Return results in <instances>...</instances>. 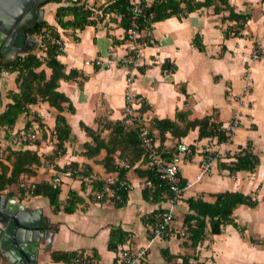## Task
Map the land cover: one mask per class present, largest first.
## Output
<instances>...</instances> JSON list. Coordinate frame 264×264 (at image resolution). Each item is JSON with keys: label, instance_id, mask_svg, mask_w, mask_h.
Here are the masks:
<instances>
[{"label": "crops", "instance_id": "0c3cea01", "mask_svg": "<svg viewBox=\"0 0 264 264\" xmlns=\"http://www.w3.org/2000/svg\"><path fill=\"white\" fill-rule=\"evenodd\" d=\"M148 1L151 3L153 0ZM88 2L95 10L94 16H102L99 7L106 5L107 0ZM229 3L237 13L250 15L242 36L227 34L228 26L235 24L234 21H222L223 15L226 16L228 12L215 14L213 7L201 8L182 20L172 16L153 23L152 29H142L137 40L141 50V58L137 64L127 60L128 42L124 39L125 30L119 20L111 21L106 15L104 19L97 20L95 25H87L83 29H63L55 19V12L60 4L46 3L40 7L44 11L42 20L57 29L63 42L64 53L58 59L65 65L66 73L74 69L79 76L60 80L57 88V91L68 98V102L61 103V114L71 130L70 137L65 142V153L50 160L48 157L55 147L48 145L45 138L40 139L27 149L36 151L41 164L32 167L33 174H22L18 183L0 191V195L28 210L32 218L53 231L50 249L44 248L42 240L38 264H63L52 260L53 252H81L89 256L95 252V259L99 264H118L117 252L120 249L135 250L149 242L148 253L139 264H181L182 258L178 256L170 261L166 260L161 253L163 249H168L172 255H189L190 262L194 264H264V245L250 241V238L264 239V232L259 233L264 226L258 227L256 224L252 227L248 215L259 211L260 202L264 203L258 197V194L264 196V136L260 134L256 122L258 112L264 115V0H229ZM67 4L69 1L64 2V5ZM45 8L51 9L49 17L45 15ZM196 34H199L204 46L202 51L193 44ZM256 43L263 49L262 56L252 60L251 52ZM27 52H32L39 58L45 57V53L37 47L29 48ZM95 58L109 59L111 63H104L102 66L90 64ZM163 64H167L166 68H162ZM40 69L49 77L51 70L45 64ZM246 70L250 71L251 86L246 84L243 77ZM16 75V72L0 74V112L10 102L8 92L17 91ZM130 76L133 80L128 85L127 78ZM84 77L86 78L83 79ZM181 87H184L186 93L180 90ZM128 90L135 99L141 100L137 108L138 114L143 101L147 104L148 108L140 119L144 123L153 118L174 120L177 111L186 110L189 111V119L214 112L216 120L222 121L224 127L234 116L240 120V126L231 140L219 144L216 138L198 139L197 127L180 138L167 132L162 145L157 131L153 132L157 148L163 146L173 149L179 142L193 146V154L181 164L180 173L184 180L194 183L182 193L178 201L183 205V212L179 215V221L175 219L172 228L177 232L183 230L181 235L184 237H179L171 228L165 236L154 237L153 225L145 221L154 210L165 209L167 193H163V199L158 202L143 198L142 189L146 179L134 170L145 169L141 162L143 154L125 173V180L133 184L134 188L128 192L123 206L115 205L109 193H105L103 198L102 194V199L96 197L99 192L94 188L96 182L117 180L118 172H109L104 167V149L92 156L84 153L85 144H93V140L81 124L97 130L106 122L122 121L124 96ZM260 93L263 99L258 104ZM69 104L73 107L72 111ZM223 108L228 111L227 117L222 115ZM29 111L30 115L24 113L18 118L13 129L0 127L1 153L7 147L21 149L10 144L9 134L25 128L28 119L32 120L31 124L42 123L48 131L54 130L56 115L60 113L55 107L50 106L47 101L39 100L29 105ZM34 115L38 118L37 121L33 120ZM178 124L183 126L181 122ZM243 128L247 135L253 132L257 138H247L246 142L234 145L237 132ZM108 136L109 131L104 130L102 137ZM248 140H251L252 151L260 160L253 173L245 170L230 173L228 169L220 167V162L229 164L233 161L234 156L245 148ZM207 142L212 146L207 148L209 153L212 149L223 155L222 149L225 147L232 157L230 160L226 156L218 161L214 160L210 171L196 180L202 157L197 147ZM258 145L262 146L261 149ZM113 158L114 166L118 168L120 161L127 160L119 156V151L114 153ZM72 163L78 164L77 173L73 176L61 175V171L67 170V167L73 168ZM84 169L85 173L80 174ZM56 176L62 180L58 186L60 210L56 212L48 197L33 196L30 191L19 188L22 179L36 184L50 183ZM70 190L75 191L81 199L75 210L67 213L63 207ZM224 191L251 194L259 200L254 208L240 204L233 210V218L239 226L245 228L244 233L241 234L233 225H226L218 235L210 234L207 230L204 240L195 248L185 247L183 242L186 241V236L183 234L182 222L189 211L186 200L190 197H202L212 202V194ZM113 228H121L127 233V238L115 251H110L108 240ZM0 264L11 263L0 255Z\"/></svg>", "mask_w": 264, "mask_h": 264}, {"label": "trees", "instance_id": "16d2710c", "mask_svg": "<svg viewBox=\"0 0 264 264\" xmlns=\"http://www.w3.org/2000/svg\"><path fill=\"white\" fill-rule=\"evenodd\" d=\"M66 1H69V4L64 5ZM46 3L60 4L56 9L55 19L58 25L63 29H83L87 25H95L97 20L104 19L106 15L109 16L111 21L118 20L114 15H121L119 23L124 30L130 25L129 0H107L106 5L99 7L102 13L100 17L94 16L93 9L85 8L81 0H51ZM208 7H213L215 14L228 12L226 16L223 15L222 21H234L235 24L228 26L227 34L242 36V31L245 24L250 20V15L237 13L233 6L230 5L229 0H153L146 11L147 13H152L153 16L146 21H140V28L141 30L145 28L152 29L153 23L172 16L182 20L191 12ZM67 16L70 18L66 19ZM43 29L49 34V36L45 38L44 58H39L32 52L18 55L13 61L9 62H5L3 58L0 57V74L2 70H6L10 73H17V91H9L7 94L10 102H8L5 108L0 112V127H4L7 130L13 129L16 121L22 114L25 113L26 115H30L29 105L36 103L40 99L47 101L50 106L55 107L60 112L56 115L54 126L57 142L55 143V148L48 157L49 159L51 158L50 160H53V158L65 153V142L69 139L71 133L69 124L61 114L63 110L61 103L68 102V98L63 93L57 91V88L60 80L73 79L79 76V73L74 69L66 73L65 65L58 59V56L64 53L63 42L54 26L50 25L46 20H40L33 25L29 33L39 34ZM124 39L127 40L126 36H124ZM57 40H60L61 44H58ZM193 44L200 51L204 50L199 34L194 36ZM43 64L51 70L49 77L46 76L43 69H40ZM166 66L167 64H163L162 68H166ZM172 70H174V67ZM85 78L86 77L83 79ZM180 90L186 93L184 87H181ZM69 108L71 111L73 110L71 104H69ZM147 108L146 102L143 101L139 109L138 122L140 125H144L148 128L153 139H155L153 132L156 130L161 145L165 140V134L167 132H170L174 137L180 138L186 136L189 130L195 129L196 127L198 128V139L204 137L216 138L218 143H226L231 140L232 133L224 127L222 121L216 120L214 112L202 117L189 119V111H177L174 120L153 118L147 123H144L140 119ZM33 120L37 121L38 118L34 115ZM31 122L32 120L28 119L25 122V128L30 127L32 125ZM178 122H181L183 126H180ZM40 125L42 126L43 124L40 123ZM101 125V128L94 130L81 124V127L93 140V144H85L86 150L84 153L92 156L104 149L106 154L102 159V163L106 170L109 172L117 171V180H125V173L128 170L114 166L113 155L116 151H119V156L122 157V159L126 158L130 165H133L139 156L143 154V149L141 148L139 140V130L126 127L122 121L106 122ZM104 130L109 131L108 137H102ZM46 137V134H44L43 138ZM38 142L39 139L36 140V143ZM190 148L193 153V146H190ZM157 149L167 159H170L177 151L176 147L167 149L163 146H158ZM4 152L7 153L4 158L0 157V191L18 183L22 174H33L32 167L41 164V158L34 150H21L7 147ZM4 152H2L0 156H3ZM259 163V157L252 151V142L248 140L245 148L241 149L234 156L233 161L229 164L220 162L219 165L222 168L228 169L230 173L241 170L253 173ZM71 165L74 169H77V163H72ZM66 169H68V167ZM134 170H137L140 176L145 177L146 182H150L149 185L147 184L142 189L144 199L158 202L163 199V193H168L167 185L159 179L156 171L148 168H135ZM82 173H85V169L80 172V174ZM185 183L186 180L183 179L182 184ZM94 188L99 192L102 190L98 184H95ZM29 193L33 196L43 195L48 197L50 203L53 205L54 212L60 210L59 187H53L47 182H41L37 183L35 188ZM105 193L106 192H102V198ZM212 196L214 197V201L212 202L206 201L202 197L196 199L190 197L186 200L189 211L184 215L182 222L184 228L183 234L186 236V241L183 242L185 247L195 248L204 240L207 230L210 234L218 235L226 225H233L243 234L245 228L239 226L235 222L233 210L240 204L254 208L259 203L256 196L244 194L239 191L218 192L212 194ZM127 197L128 191L116 190V188H114L112 200L115 205L123 206L127 201ZM80 199L81 198L75 191L70 190L67 203L64 205L63 210L67 213L73 212ZM163 212L164 209L154 210L145 218V221L152 224L154 228L160 222ZM168 232L169 227L164 233V236ZM126 238L127 233L121 228H113L108 240V249L110 251H115L118 245L126 241ZM250 241L264 245V239L256 240L250 238ZM161 253L168 261L178 256L182 258L181 264H194L190 262L191 257L189 255H172L169 253L168 249H163ZM82 254L84 253L53 252L51 258L55 262L68 264L73 258L81 256ZM95 258V252L92 256L86 255V259L89 260L87 264L98 262Z\"/></svg>", "mask_w": 264, "mask_h": 264}, {"label": "built area", "instance_id": "2783aa9c", "mask_svg": "<svg viewBox=\"0 0 264 264\" xmlns=\"http://www.w3.org/2000/svg\"><path fill=\"white\" fill-rule=\"evenodd\" d=\"M89 0H81L84 4L85 8H91V5L88 2ZM130 7V25L125 30V36L128 42V53L127 60L132 64H137L139 59L141 58V50L137 40L141 34L140 21H146L152 18V13H147V8L150 6L148 0H129ZM94 15H95V10ZM118 20L121 19V15H114ZM33 36L37 40V48L44 52L45 49V38L49 36L48 32L43 29L39 34H33ZM58 44L60 40H57ZM259 52V51H258ZM254 58H258V55L254 53ZM109 65L111 60H103L101 58H95L91 60L90 64L102 66L103 64ZM3 73H9L6 70H2ZM1 72V73H2ZM244 79L246 80V84L249 85L250 80V72H244ZM133 78L130 76L127 78V83L130 85ZM125 107L122 122L126 127H131L138 129L139 132V140L141 148L143 149L142 163L145 168L156 171L161 179L167 185V201L164 212L162 213L161 220L152 229V233L154 237H161L164 235L168 227L174 218V208L178 203L182 193L194 182L186 181L185 184H182L183 177L180 173V166L182 163L188 161L190 156L193 154L189 144L185 142H179L176 146V152L170 159H167L163 156L161 152L157 149V144L150 135L148 128L144 125H140L138 122V112L137 108L140 105L141 100L135 99L131 94L130 90L125 93ZM41 100V99H40ZM238 120L237 116H235L234 120L226 129L236 130L238 128ZM227 129V130H228ZM229 131V130H228ZM231 132V131H229ZM232 133V132H231ZM46 134V139L49 141L48 144L54 145L57 142L55 137V131H48L44 126H41L38 123L32 124L30 127L22 128L11 133V143L13 146L20 147L21 149H27L35 145L36 140L43 139V135ZM45 139V140H46ZM215 159L211 154H202L200 164H199V173L196 176V180H200L204 175H206L212 166V163ZM130 163L127 160L120 161L119 168L129 169ZM77 173L76 169L69 168L67 170H62L61 175L63 176H73ZM60 177H54L49 184L53 187H58L61 183ZM96 184L100 185L101 191L96 194L97 198H101L102 192L109 193L112 197L114 196V188L116 190H125L130 191L134 188V185L127 182L126 180H112L107 179L105 181H97ZM149 185L150 182H145L143 187ZM36 183L33 181L22 179L19 182V188L32 191L35 188ZM113 186V187H111ZM151 242H149L145 246H141L135 250H131L129 248L120 249L117 252L118 264H139L148 253ZM87 254H82L76 258H73L68 264H87L89 260L86 259ZM94 264H99L95 262Z\"/></svg>", "mask_w": 264, "mask_h": 264}, {"label": "water", "instance_id": "95a60500", "mask_svg": "<svg viewBox=\"0 0 264 264\" xmlns=\"http://www.w3.org/2000/svg\"><path fill=\"white\" fill-rule=\"evenodd\" d=\"M51 0H0V57L5 62L26 54L37 46L29 34L33 25L43 19L39 7ZM53 231L32 218L8 197L0 195V255L11 264H38V253L50 249Z\"/></svg>", "mask_w": 264, "mask_h": 264}, {"label": "rangeland", "instance_id": "374dc122", "mask_svg": "<svg viewBox=\"0 0 264 264\" xmlns=\"http://www.w3.org/2000/svg\"><path fill=\"white\" fill-rule=\"evenodd\" d=\"M50 10V11H49ZM51 14V9H49V8H45V15H46V17H49V15ZM252 36V35H251ZM262 48L261 47H259V45L256 43L254 46H253V49H252V52H251V59L252 60H257V59H260V57L262 56ZM259 51V52H258ZM254 53H256L257 55H258V58L256 59V58H254ZM246 71H249V70H246ZM250 72V71H249ZM244 75H245V73H243V77H244ZM248 86H251V85H248ZM262 99H263V96H262V93H260V95H258V104H261V102H262ZM222 115H223V117H227V115H228V111H227V109L226 108H223V112H222ZM234 118H235V116L234 117H232L230 120H229V123L227 124V126H229L230 124H231V122L234 120ZM256 119H257V124H258V127H259V132H260V134H262L263 136H264V115H263V113L262 112H258L257 113V116H256ZM237 120H238V123H239V118L237 117ZM226 126V127H227ZM240 126V123L238 124V127ZM251 126H253L252 124H251ZM228 129V128H227ZM7 130V129H6ZM229 131H231L232 132V136L234 135V132H235V130L233 131V130H230V129H228ZM246 131L244 130V128L241 130V131H239V132H237V134H236V136H235V139H234V145H237V144H240V143H244V142H246V140H247V138H254V139H256L257 137V135L255 134V133H253V132H250V134H248L247 135V133H245ZM9 137L11 138V135L9 134ZM9 138V139H10ZM263 138V137H262ZM46 139V138H45ZM45 142L46 143H48L49 141L46 139L45 140ZM257 142V141H256ZM10 144L12 145V143H11V139H10ZM217 144H219V143H217ZM48 145H50V144H48ZM55 145L56 144H54V147H55ZM212 145H216V144H212ZM51 146V145H50ZM212 146H211V144L209 143V142H207L206 144H202L201 145V147H197L198 149H200V153L199 154H212V157L215 159V160H219L221 157H224V156H226V158H227V160H230V157H232L230 154H229V152L230 151H226V149H225V147H224V149H222V153H223V155L220 153H218V151H216V150H212V149H210L211 150V153H209L208 152V150H207V148H211ZM260 147H262V146H260ZM259 147V145H258V148H260ZM261 149V148H260ZM195 151V150H194ZM0 154H1V152H0ZM4 156H5V154H3V156H0V157H2V158H4ZM135 191H137V190H135ZM134 191V192H135ZM133 192V193H134ZM258 197H259V199H261L262 201H264V196L262 195V194H258ZM260 209H259V211H257V212H253V213H249L248 215H249V217H250V222H252L251 224H252V227L253 226H255L256 224H258V227H260V226H264V203L263 202H260ZM183 205H180L179 203H177L176 205H175V208H174V218H173V221L171 222V224H170V226H169V230H170V228H171V230H172V228H173V224H174V222L177 220V221H179L180 220V214L183 212ZM243 208H246L245 206H243ZM176 219V220H175ZM177 223V222H176ZM177 225V224H176ZM260 225V226H259ZM176 227V226H175ZM253 229V228H252ZM255 229V228H254ZM173 232H175L176 234H178V236L179 237H184L183 235H181L182 233V231L183 230H180L179 232H177V231H174V230H172ZM259 232V231H258ZM264 232V229H263V231H260L259 233H263ZM164 236V235H163ZM163 236H161V237H163ZM180 239H183V238H180ZM172 264H178V263H176V262H174V263H172Z\"/></svg>", "mask_w": 264, "mask_h": 264}, {"label": "flooded vegetation", "instance_id": "af4514ba", "mask_svg": "<svg viewBox=\"0 0 264 264\" xmlns=\"http://www.w3.org/2000/svg\"><path fill=\"white\" fill-rule=\"evenodd\" d=\"M41 6H42V5H41ZM41 6H40V7H41ZM40 7H39V8H40Z\"/></svg>", "mask_w": 264, "mask_h": 264}]
</instances>
